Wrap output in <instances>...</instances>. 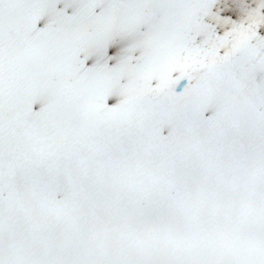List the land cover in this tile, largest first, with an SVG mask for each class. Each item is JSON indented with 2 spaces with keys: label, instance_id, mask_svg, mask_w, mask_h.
I'll return each mask as SVG.
<instances>
[{
  "label": "snow or ice",
  "instance_id": "snow-or-ice-1",
  "mask_svg": "<svg viewBox=\"0 0 264 264\" xmlns=\"http://www.w3.org/2000/svg\"><path fill=\"white\" fill-rule=\"evenodd\" d=\"M0 264H264V0H0Z\"/></svg>",
  "mask_w": 264,
  "mask_h": 264
}]
</instances>
